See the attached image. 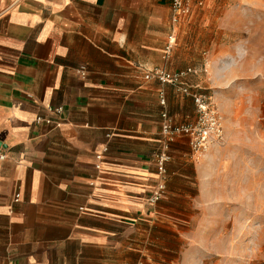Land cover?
I'll use <instances>...</instances> for the list:
<instances>
[{"label": "crops", "instance_id": "1", "mask_svg": "<svg viewBox=\"0 0 264 264\" xmlns=\"http://www.w3.org/2000/svg\"><path fill=\"white\" fill-rule=\"evenodd\" d=\"M214 1L174 25L166 54L170 0H0V264H147L195 220L199 199L214 197L218 182L207 177L231 135L200 160L180 135L169 144L165 194L146 204L162 141L159 92L176 123L193 122L195 110L144 79L156 67H193L186 80L203 88L204 58L216 63L228 44L210 37L201 53L187 39Z\"/></svg>", "mask_w": 264, "mask_h": 264}, {"label": "rangeland", "instance_id": "2", "mask_svg": "<svg viewBox=\"0 0 264 264\" xmlns=\"http://www.w3.org/2000/svg\"><path fill=\"white\" fill-rule=\"evenodd\" d=\"M201 12L209 20L187 43L201 53L210 37L228 44L216 63L204 58L202 87L233 146L220 147L225 158L207 177L218 182L214 197L199 199L195 220L147 264H264V0H215Z\"/></svg>", "mask_w": 264, "mask_h": 264}, {"label": "built area", "instance_id": "3", "mask_svg": "<svg viewBox=\"0 0 264 264\" xmlns=\"http://www.w3.org/2000/svg\"><path fill=\"white\" fill-rule=\"evenodd\" d=\"M208 0H170L171 9V33L168 37L165 47L166 54L171 51L175 44L176 25L183 17L191 13L192 6L202 7ZM207 60H203L202 71H206ZM78 71L81 75H85V67L80 66ZM197 72L193 67H185L180 70L170 71L163 67H156L146 71L144 79H153L160 84L170 85L173 89L192 100L195 110V120L191 123H176L166 111V99L163 91L158 94V101L162 107L161 111V126L160 134L162 141L159 149L154 154V164L156 172V183L147 196L146 204L149 206L155 205L163 198L166 190L167 170L166 165L170 159L169 144L178 136L183 135L188 139V144L193 154L198 158L203 155L208 148L214 143H221L224 137L222 125V117L218 112L212 97L205 89L190 85L186 78L188 75ZM63 112L61 107L50 109V113L54 116H60ZM35 123L43 122L48 125L58 126L60 121L36 117ZM0 157H3L1 155ZM100 159V155L96 156ZM99 167V166H96ZM19 194L14 195V201H17Z\"/></svg>", "mask_w": 264, "mask_h": 264}, {"label": "water", "instance_id": "4", "mask_svg": "<svg viewBox=\"0 0 264 264\" xmlns=\"http://www.w3.org/2000/svg\"><path fill=\"white\" fill-rule=\"evenodd\" d=\"M0 145H1V143H0Z\"/></svg>", "mask_w": 264, "mask_h": 264}]
</instances>
